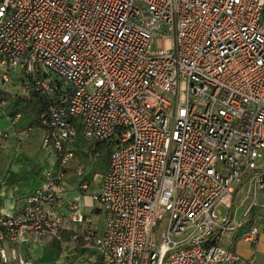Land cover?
Returning a JSON list of instances; mask_svg holds the SVG:
<instances>
[{"label":"built area","instance_id":"2783aa9c","mask_svg":"<svg viewBox=\"0 0 264 264\" xmlns=\"http://www.w3.org/2000/svg\"><path fill=\"white\" fill-rule=\"evenodd\" d=\"M14 75L21 95L52 100L41 148L60 167L78 161L77 139L111 154L92 195L101 233L63 198L66 174L47 170L22 209L0 217V262L5 244L67 233L99 264H256L234 246L264 245L253 213L264 210V0H0V85ZM7 95L0 88V114L15 129ZM7 140L0 133V152Z\"/></svg>","mask_w":264,"mask_h":264},{"label":"crops","instance_id":"0c3cea01","mask_svg":"<svg viewBox=\"0 0 264 264\" xmlns=\"http://www.w3.org/2000/svg\"><path fill=\"white\" fill-rule=\"evenodd\" d=\"M3 121L7 122L6 119L3 118V116L0 114V133L5 132L8 135V140L6 141L4 148L0 152V217L7 218L15 215L18 211L22 209L25 200L18 201V199L24 195H27L33 190V188H29V191L26 189L25 191H17L14 185L32 169L34 164L38 167L41 166H39L35 161L36 150L38 148L33 139L35 131L33 134L28 136L22 134L23 138L26 137V140H21L20 142H18V139L16 137V135L18 134V130L16 128H13L15 130L16 135L12 137L8 134L6 130H2ZM38 131L41 130H36V132ZM42 135L43 134L41 133V137ZM92 212L95 214H101L103 216V211L101 209L93 208ZM101 222L103 225V218L97 224L92 223V227L96 229L98 233H101L99 232L98 226L99 224L101 225ZM64 235L69 236V243L64 245V247L66 246L67 249L69 247V249L67 250L66 248L61 246L62 249L61 251H58V257L54 261L55 264H99L100 255L98 252L83 249L73 243L71 235L67 233H65ZM43 243L44 244L28 237L25 242L16 247L5 244L4 248L8 259L0 264H34L26 256L27 252L29 254L32 250H38L47 246V242ZM239 243H241L242 245H247L243 242ZM236 246H234V250L241 256H254L256 259V264H261V262H263L264 264V253H261L260 255H257V253H255V250H257L259 245L256 246L253 252L251 253L238 252L236 250Z\"/></svg>","mask_w":264,"mask_h":264},{"label":"rangeland","instance_id":"374dc122","mask_svg":"<svg viewBox=\"0 0 264 264\" xmlns=\"http://www.w3.org/2000/svg\"><path fill=\"white\" fill-rule=\"evenodd\" d=\"M163 45H164L165 50H170L173 47L172 38L167 36L163 41ZM154 46L161 47L162 46L161 40L156 39L154 42ZM0 88L5 89L9 93V95H21V90L19 88L16 75H14V81L11 85H7L4 87L0 85ZM2 127H3L2 130H6L8 134L11 135L12 137L16 135L13 127H11L7 122L3 121ZM26 129H24V131L21 132L23 135L26 134L28 136V135L33 134L35 131L32 129L31 132H27ZM23 132H26V133H23ZM41 133L43 134V132L41 131H38V132L35 131L34 137H33L38 147L36 150L35 161L39 166H41V168H43L44 171L52 170L53 167L55 166V163L57 162V157L54 153L50 152V150H44L41 148V140H42ZM25 140H26V137L23 138L22 136V141H25ZM80 162L82 163V165H85L83 176H77V174L74 172L75 171L74 166H71L69 168L70 173H66V177L64 179L63 198L67 201L79 202L82 212L90 216L93 224L95 223L97 224L98 222L102 220L103 216L101 214H95L92 212L93 208L101 209L100 205L92 199V195H94L95 193L99 191L100 186H101V178L103 174H101V171L97 169L96 160H90V161L81 160ZM81 183H84L87 186H89V189L87 191L79 190V185ZM225 201H228V199H226ZM232 202H234L233 204L234 207H233V212H232V222L237 223L239 219L241 220L242 213L245 207H247L249 200H247L246 196H243L242 194L241 197L234 196L232 198ZM220 212L224 213L223 208H220ZM98 226H99V232L103 231L102 222H101V225L99 224ZM157 234L158 232H154L155 238L157 237ZM236 234L239 235L240 231H237ZM65 237L66 238H64V235H63L61 243H60V251L62 249L61 246L64 247L65 244L69 243V240H70L69 236L66 235ZM39 242L44 244L43 242H47V241L40 240ZM237 243H236L237 246L235 244L237 248L236 250L241 253H251L256 247V246H250V245H242L239 242ZM64 248L67 249L66 246ZM255 253H257V255L264 253V245H259L257 250H255ZM26 256L34 264H55L54 261L58 257V249L45 246L38 250H34V251L32 250L29 254L27 252ZM263 260H264V257H263ZM261 264H263V262H261Z\"/></svg>","mask_w":264,"mask_h":264},{"label":"trees","instance_id":"16d2710c","mask_svg":"<svg viewBox=\"0 0 264 264\" xmlns=\"http://www.w3.org/2000/svg\"><path fill=\"white\" fill-rule=\"evenodd\" d=\"M6 100L7 112H9L10 114H20L21 116V121L16 125L18 133L24 131V129L26 128H31L35 131H43L41 121L45 117L48 106L53 103L49 97L41 95L39 92H35L31 89L28 94L7 95ZM75 147L77 149L76 155L78 161L76 160L77 162L75 161L74 164L71 163L67 167H60L59 161H57L55 163V166L51 170L53 171V173L59 171L65 174L70 173L69 168L71 166H74L75 169V166L78 165V162H80L81 160L85 161L87 160V156H89V154L94 155L95 152H98L99 155L98 157H95L94 160H96L97 169L101 171V174H105L111 154V148L108 144L93 143L91 145H87L86 142H82L81 140L77 139ZM85 150H87V154L85 153ZM43 173V168L38 167L34 164L32 169L14 185L17 191H25V189L29 191V188H33L30 193L22 196L18 199V201L26 200L35 192L38 187H40L43 180ZM253 213L264 218V210L262 209L254 210ZM64 238H66L65 235ZM47 246L57 248L58 251L60 250V243L56 242L55 240L47 242Z\"/></svg>","mask_w":264,"mask_h":264}]
</instances>
